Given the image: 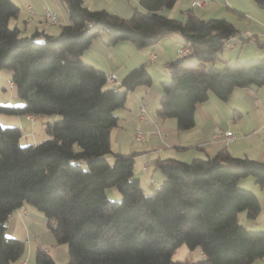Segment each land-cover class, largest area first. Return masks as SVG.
Returning <instances> with one entry per match:
<instances>
[{
	"label": "trees",
	"instance_id": "obj_1",
	"mask_svg": "<svg viewBox=\"0 0 264 264\" xmlns=\"http://www.w3.org/2000/svg\"><path fill=\"white\" fill-rule=\"evenodd\" d=\"M61 1L68 22L57 33L24 34L10 25L17 4L0 0V69L12 71L22 101L0 104V112L53 115L40 142L22 144L19 127L0 124V264H12L24 252V240L6 236L5 227L12 211L26 203L44 214L56 242L65 244L69 259L62 264H183L172 257L182 244L201 252L191 264H251L263 257L264 230L239 220L241 213L255 219L261 203L238 180L250 175L263 185L264 161L226 149L190 161L158 159L163 179L144 192L133 170L135 152L113 151L110 131L127 93L150 86L152 76L142 64L112 86L81 54L102 32L110 44L129 40L138 48L177 33L188 51L165 63L170 77L159 82L156 114L175 118L179 129L194 124L196 103L210 93L226 100L235 87L262 86L264 57L216 66L239 30L224 17L204 19L192 7L179 19L161 12L175 0H138L129 17L83 0ZM254 1L264 10V0ZM240 37L264 46L256 35ZM110 187L120 201L110 200ZM34 264L57 262L37 245Z\"/></svg>",
	"mask_w": 264,
	"mask_h": 264
},
{
	"label": "crops",
	"instance_id": "obj_2",
	"mask_svg": "<svg viewBox=\"0 0 264 264\" xmlns=\"http://www.w3.org/2000/svg\"><path fill=\"white\" fill-rule=\"evenodd\" d=\"M13 1L19 7V11L11 19L13 25L18 26L24 34H30L37 29L46 33H57L61 24L68 22L67 12L59 0ZM83 1L90 8H105L119 16L126 17L130 13L124 0H116L115 3H109V0ZM186 1H190L189 4L193 7L192 0H175L171 8H162L161 12L169 17H175L178 10L180 12L183 10L181 7ZM221 1L225 4L228 2V0ZM229 2L232 3L231 8L226 6L224 9V4L217 5V0H214L212 5L198 7L203 14L198 15L204 19L225 18L228 8L238 13L235 10L236 7H241L240 5L246 2L247 4L243 6L251 14H242L245 18L248 17L246 19L248 20L247 27L243 28H246L249 34L256 35L261 41H264L263 9L247 0H229ZM46 9L57 14L56 22L47 23L45 21ZM231 21L233 24L239 22L238 20ZM108 38L105 32L94 37L89 47L82 52L81 58L103 70L106 75L114 73L119 81L129 70L143 64L153 80L150 86H138L127 93L124 105L114 111L118 117V124L110 131L113 151L135 152L133 170L144 192L153 191L163 179V174L155 168L158 159L176 158L190 161L193 158L206 157L221 149H226L233 156H247L264 161V84L258 87L254 85L235 87L226 100L210 93L206 100L196 103L194 124L190 128L179 129L175 118L159 117L156 114V108L161 97L159 82L170 77L165 63L169 59L179 56L177 49L183 45L180 36L177 33L167 34L154 46L145 48H138L129 40L110 44ZM234 46L233 44L232 47ZM261 48L262 51L259 55L264 57V46ZM150 52H154L156 57L151 59ZM239 57L240 53L237 59ZM142 105L144 112L141 116L140 106ZM40 118L42 119V116ZM216 127L222 131L231 130L232 140L226 144L223 135L214 138L212 133ZM19 128L27 134L23 124ZM137 132H140V138L136 137ZM238 184L251 190L258 197L261 203L259 214L262 213L264 219V184L259 185L250 175L241 177ZM34 208L26 203L13 210L6 222V236L22 240L25 237L29 239L28 229L30 226L37 221H44ZM258 216L253 220L247 218L242 224L249 229L264 230V223L260 226L262 228H256L258 221L255 220H258ZM33 235L37 237L36 245L43 246L50 254V249H53L54 259L61 263L67 262L69 255L65 247H62L63 245H56L54 238H52L53 240L48 238L49 244L47 245L44 244L40 236ZM27 245L25 244L21 257L12 264H28L29 243ZM199 256H201L200 251ZM251 264H264V255Z\"/></svg>",
	"mask_w": 264,
	"mask_h": 264
},
{
	"label": "rangeland",
	"instance_id": "obj_3",
	"mask_svg": "<svg viewBox=\"0 0 264 264\" xmlns=\"http://www.w3.org/2000/svg\"><path fill=\"white\" fill-rule=\"evenodd\" d=\"M59 1H60V3H62V5L64 7L63 2L61 0H59ZM247 1H250L251 3L256 5L254 0H247ZM115 2H116V0H109V3H115ZM124 2H125V4H127L128 8L130 10V13H128V15L126 17H129L132 14L131 10H133V7H138V8L140 7L138 0H124ZM186 2L182 4V6H183V7H181L182 9H186V8L191 7V5L189 4L190 1H188L187 3ZM219 3L224 4V6H223L224 9H226L225 8L226 6H229L231 8V4H232L229 2V0H228L227 4H225L223 1L220 2V0H217V5H219ZM246 4H247L246 2H243V5H246ZM210 5H212V4H210ZM243 5H240L241 7H236L235 10H237L238 13L236 11H233L230 8H228L227 11L225 12L226 13L225 19H227L230 22H233L231 20H238L240 22V23L239 22L234 23L235 26H237L236 28L239 30V32L246 31V28H243V27H247V21L248 20H246V19L248 17L245 18L242 14L246 15L247 13H250L247 9L244 8L245 6H243ZM192 8L197 14L203 15L201 13V10L198 7H192ZM262 11H264V10H262ZM122 17H124V16H122ZM175 17L179 19V18H182L183 15L178 10L175 13ZM10 25L13 26V20L12 19L10 20ZM232 43L235 45L234 47H230L228 45L223 46L222 50L220 51V58L215 63L216 66H222L227 61L228 62H237V61L238 62H244V61H247V60L252 59V58L261 57L259 55V53H261L262 48L259 47L253 39L243 40L240 37V35L238 34L237 38L232 40ZM173 46H175V43H173ZM239 53H240V57L237 59V56ZM11 75H12V71L9 68H1L0 69V104L7 105V106H18V105L22 104V101L17 97V95L15 93V89L11 83ZM166 80H169V79H166ZM52 119H53V115H43L42 119L39 118L38 120H28L25 118L24 113L7 114L4 112H0V124L2 126L20 127L21 124L24 125V127L27 130V134L25 135L24 134L25 132L24 131L22 132V137L20 139V142L22 144L31 143L33 141L40 142V141L44 140L47 137V132L45 130V122L48 120H52ZM107 195L109 196L110 200H113V201H120V199H121L120 193L115 187H110L109 190L107 191ZM32 207H34V206H32ZM34 209H35V211H37V214H39V216H41L44 221L43 222L37 221L33 225H31L30 228L28 229V234L30 237L29 238L28 264H34V261H35V248L37 247V245H36L35 239H34L35 235H33V234H37L38 236H40V238L44 242V244H47V245L49 244V242H48L49 239L54 238L53 233L51 232V230L48 227L47 219L44 216V214L40 210H38L37 208H34ZM257 219L258 220H255V221H258L256 228H262V227H260V226H262V223H264V219L262 218V213L259 214ZM239 220L241 222H244L245 220H247L244 213L239 214ZM258 224H261V225H258ZM24 237H25V235H24ZM25 238H24V240H25ZM55 244L58 245L57 242H55ZM60 245H63L62 247H65V244H60ZM50 252L52 254V252H54L53 249H50ZM52 256H53V254H52ZM198 256H199V249L198 248L189 249L186 245L182 244L174 250L172 257L174 259L185 261V263H183V264H191V261L195 260ZM54 260L57 262V264H62L60 261H58L56 259H54Z\"/></svg>",
	"mask_w": 264,
	"mask_h": 264
},
{
	"label": "built area",
	"instance_id": "obj_4",
	"mask_svg": "<svg viewBox=\"0 0 264 264\" xmlns=\"http://www.w3.org/2000/svg\"><path fill=\"white\" fill-rule=\"evenodd\" d=\"M213 3H214V0H192V6L193 7H203L206 5L213 4ZM29 10H31V7H29ZM57 19H58L57 14L54 11H52L50 9L45 10V21L47 23H54L57 21ZM238 34L240 36H244V37H247L250 35L247 31L238 32ZM238 34L230 36V38L226 42V45L232 47L233 46L232 40L237 38ZM187 51H188V46L185 44L180 45L177 49L178 54H181V55L185 54ZM149 56L151 59L156 57L154 52H150ZM107 81L112 86H116L120 83V81L117 79V77L114 73L107 74ZM143 112H144V106L142 105V106H140V115L141 116L143 115ZM26 118L30 119V120H38L39 119L38 116H33L31 114H27ZM221 135H223V140L226 144L232 140V131L231 130L222 131L219 127L214 128L212 136L214 138H218ZM136 137H138V138L141 137L140 132L136 133ZM34 239L37 240V237L35 236ZM24 242H25V244H28L29 239L26 238Z\"/></svg>",
	"mask_w": 264,
	"mask_h": 264
}]
</instances>
